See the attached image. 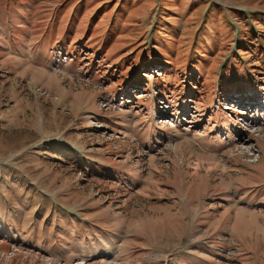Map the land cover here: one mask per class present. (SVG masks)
<instances>
[{
  "label": "rangeland",
  "instance_id": "374dc122",
  "mask_svg": "<svg viewBox=\"0 0 264 264\" xmlns=\"http://www.w3.org/2000/svg\"><path fill=\"white\" fill-rule=\"evenodd\" d=\"M0 264H264V0H0Z\"/></svg>",
  "mask_w": 264,
  "mask_h": 264
},
{
  "label": "built area",
  "instance_id": "2783aa9c",
  "mask_svg": "<svg viewBox=\"0 0 264 264\" xmlns=\"http://www.w3.org/2000/svg\"><path fill=\"white\" fill-rule=\"evenodd\" d=\"M246 98L245 99H247L248 98V96H245ZM245 99H243V101H245ZM236 100H237V103L239 104V103H243V101L242 102H240V100L238 99V98H236ZM235 101V99H233V101H232V103L235 105V103L236 102H234ZM237 105V104H236ZM242 110H246V108H243Z\"/></svg>",
  "mask_w": 264,
  "mask_h": 264
},
{
  "label": "bare ground",
  "instance_id": "6f19581e",
  "mask_svg": "<svg viewBox=\"0 0 264 264\" xmlns=\"http://www.w3.org/2000/svg\"><path fill=\"white\" fill-rule=\"evenodd\" d=\"M154 117H156L155 114H154ZM154 117H153V118H154ZM151 121L153 122V119H152V118H151ZM240 138H241V137H240Z\"/></svg>",
  "mask_w": 264,
  "mask_h": 264
}]
</instances>
